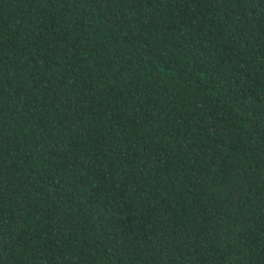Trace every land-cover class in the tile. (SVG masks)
Listing matches in <instances>:
<instances>
[{
    "label": "trees",
    "instance_id": "1",
    "mask_svg": "<svg viewBox=\"0 0 264 264\" xmlns=\"http://www.w3.org/2000/svg\"><path fill=\"white\" fill-rule=\"evenodd\" d=\"M0 264H264V0H0Z\"/></svg>",
    "mask_w": 264,
    "mask_h": 264
}]
</instances>
